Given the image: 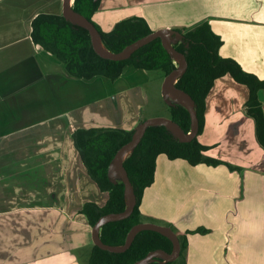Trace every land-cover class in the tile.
Here are the masks:
<instances>
[{
	"label": "crops",
	"instance_id": "crops-1",
	"mask_svg": "<svg viewBox=\"0 0 264 264\" xmlns=\"http://www.w3.org/2000/svg\"><path fill=\"white\" fill-rule=\"evenodd\" d=\"M40 11L63 12V0H0V264H89L93 226L80 209L88 200L104 204L108 192L88 173L72 134L77 127H132L148 70L128 65L115 80L71 74L32 39ZM134 15L153 31L208 20L222 38L220 53L264 79V0H102L93 19L110 30ZM164 78L157 83L162 102L171 101L163 95ZM249 96V86L231 74L218 77L199 138L207 155L225 163L170 159L169 169L185 172L166 182L157 163L156 180L145 190L144 221L170 211L161 195L180 188L172 223L183 234L205 227L188 234L189 264H264V145L247 110ZM259 96L264 109V87ZM188 170L196 177L188 178Z\"/></svg>",
	"mask_w": 264,
	"mask_h": 264
},
{
	"label": "trees",
	"instance_id": "trees-1",
	"mask_svg": "<svg viewBox=\"0 0 264 264\" xmlns=\"http://www.w3.org/2000/svg\"><path fill=\"white\" fill-rule=\"evenodd\" d=\"M101 1L74 0L73 7L95 24L109 50L119 52L153 32L148 20L140 15L123 18L117 21L112 29L104 30L93 19V15L100 8ZM174 29L182 33L183 38H174L172 43L185 54L188 61L186 71L178 77L175 84L195 99L199 131L193 139L185 141L166 124L156 123L147 127L139 144L124 160L136 196L134 210L125 218L111 219L101 226L100 237L107 244L124 245L131 228L144 221L141 202L145 190L156 180L158 157L161 154H166L170 159H186L193 165L203 162L213 165L225 163L220 158L207 155L206 151L209 147L199 138L205 125L207 96L218 77L231 74L237 81L249 86L247 110L256 121L257 136L264 145V109L259 96L260 89L264 87V79L246 71L234 58L225 57L220 53L222 38L212 29L208 20L190 29L185 30L183 27ZM31 36L36 43L41 44L44 50L61 59L71 74L80 78L104 75L115 80L125 72L128 65L144 70H161L166 76L179 66V62L164 46L160 36L136 49L128 58L115 60L104 57L96 51L89 28L68 18L63 12H38L32 19ZM163 106L164 114L158 115L172 118L185 132L191 131L192 116L184 104L165 100ZM146 118L142 117L139 124ZM138 125L133 128L77 127L73 131L75 146L88 173L102 191L108 192V198L104 204L88 200L80 209L92 226L104 214L121 212L127 208L126 184L120 176L113 180L109 168L114 164L118 150L133 139ZM202 227L187 230L183 234L171 226L180 239L179 256L169 260L158 257L157 260L147 264H189L188 234L205 232V227ZM174 247V241L169 235L159 230L146 228L136 233L125 250H110L95 243L89 264H135L151 251L164 249L172 252Z\"/></svg>",
	"mask_w": 264,
	"mask_h": 264
},
{
	"label": "water",
	"instance_id": "water-1",
	"mask_svg": "<svg viewBox=\"0 0 264 264\" xmlns=\"http://www.w3.org/2000/svg\"><path fill=\"white\" fill-rule=\"evenodd\" d=\"M73 3H74V0H73V2H71V0H63V13L68 18H71V19L75 20L76 22L81 23L84 26L89 28V30L91 32L92 40H93V45H94L96 51L99 54H101L102 56L107 57V58H111V59H115V60H121V59L128 58L136 49H138L142 45L148 43L149 41L153 40L154 38L160 36L163 40L164 46L168 49V51L172 55H174L175 59L177 61H179V59L176 57H179L181 59L179 66L165 76L163 84H162V91H163L164 98H166V99H170V96H169L170 91L180 92L187 97V103L184 105L189 109L191 116H192L191 131L185 132L179 123H177L172 118L164 116V115H156V116L147 117L144 121H142L138 125L136 134L134 135L133 139L129 143L125 144L124 146H122L118 150V152L116 153V156H115L114 164H112L109 168V173H110V176L112 177L113 180H116V175L118 174L126 184L127 203H128L127 208L121 212L104 214L103 216L100 217V219L97 221V223L93 226V239H94L95 243L98 244L99 246H101L102 248H106V249H110V250H125L127 247H129V245L133 241L136 233L142 229L151 228V229L159 230V231L169 235L173 239L174 245H175L174 250L172 252H168L164 249H158V250L151 251L145 257L138 260L135 264H147L151 261L157 260L158 257H163V258L168 259V260L169 259H175L180 254L181 243H180V239H179L177 232L175 230H173V228H171V226H169V225H161V224L154 223L152 221L139 222L131 228V230L128 234V237H127V241L124 245H111V244H107L104 241H102V239L100 237V228L108 220L125 218V217L129 216L134 210V207L136 204V196H135L133 183H132L130 176H129V173H128L125 165H124V160L126 158H123V153L129 147L134 149L139 144V142L141 141V138L143 137V135H144V133H145V131L149 125L156 124V123H162V124H166L168 127H170L169 124H171L173 127H175L179 131V133H177L171 127L170 128L182 140H185V141L193 139L199 131V117H198V112L196 109L195 99L188 92L180 89L175 84L177 82L178 77L186 71L187 66H188V61L186 59L185 54L182 53L181 51H179L173 45V43L170 41V39L172 41L174 38L182 39L183 34L180 33L179 31L175 30L174 28H171V27L160 28V29L154 30L150 34L140 38L139 40L133 42L131 45L127 46L123 50H121L119 52H113V51L109 50L107 47L103 48V47L99 46L98 38L101 35L99 34L97 27L85 15L76 11L73 7ZM175 77H177V79L175 80V82H172L173 78H175ZM175 101H177V100H175Z\"/></svg>",
	"mask_w": 264,
	"mask_h": 264
},
{
	"label": "rangeland",
	"instance_id": "rangeland-1",
	"mask_svg": "<svg viewBox=\"0 0 264 264\" xmlns=\"http://www.w3.org/2000/svg\"><path fill=\"white\" fill-rule=\"evenodd\" d=\"M54 4H57V3H54ZM58 5H59V3H58ZM170 41L172 42L171 39H170ZM178 62L180 64L181 59H179ZM147 72H148V73H146L147 82L144 83V91H143V94H144L143 99L144 100H141V99L137 100L138 103H142L141 110L137 111V107H136L137 112H135V115L133 114V117L131 116V118H135V119L131 123L130 126H132V127H130V128L136 127V125L139 124V122L141 121L142 117H151V116H156L158 114H164V110H163L164 109V106H163L164 102H162V100H161L162 95L159 93V91H157V87H158L157 83H158L159 78L162 77L163 72L161 70H148ZM150 77L153 78L152 81L149 80ZM127 116H129V115H127ZM128 118L129 119H126L125 121H131L130 117H128ZM114 120H115V118L110 117V123H112ZM124 123H127V122H124ZM118 127H122V126H118ZM1 157L5 158V156H1ZM14 157L17 158L16 155H14ZM19 157L21 158L22 156L19 155ZM17 159H19V158H17ZM167 160H170V158L166 154H161L159 156V159H158V166H160L162 181L166 182L169 178V175L174 179V181H180L181 179H183V173L185 171L182 168H179L177 165H175L173 169H169V167H167V165H166ZM118 176L119 175L117 174L116 177L118 178ZM186 176L188 178L196 177V175L193 172H190L189 170L187 171ZM14 185L16 186V183ZM37 185L38 184L35 182H32V181L30 182V186H32L36 189H39V186H37ZM5 192L7 193L6 190H5ZM18 192H19V189H18ZM15 193H17V191H15ZM183 195H184V193H183ZM183 195H182L180 188H170L169 190H166L165 192L162 193L161 196H162L164 201L171 204V210L163 212V214H165V215L155 216V217L154 216H146L145 219H151L152 222L157 223V224H161V225H171L177 230V225L175 223H172V221L170 219V215H172V214L174 215L175 213H177V211L175 210V207L177 208L178 204L181 202V200H183ZM4 203L0 202V205L4 204ZM164 207H165V203L161 202V203H159V205L156 209L162 210V209H164Z\"/></svg>",
	"mask_w": 264,
	"mask_h": 264
},
{
	"label": "bare ground",
	"instance_id": "bare-ground-1",
	"mask_svg": "<svg viewBox=\"0 0 264 264\" xmlns=\"http://www.w3.org/2000/svg\"><path fill=\"white\" fill-rule=\"evenodd\" d=\"M71 2H73V0H71ZM98 43H99V46L101 47H106V45L104 44L101 36H99L98 38ZM178 59H180L179 57H176ZM177 79V77L173 78L172 82H175V80ZM169 96H170V99L171 100H177L178 102H181L182 104H186L187 103V97L185 95H183L182 93L180 92H177V91H170L169 93ZM169 126L175 130L177 133H179V131L173 127L171 124H169ZM132 148L129 147L124 153H123V158H127V156H129L131 153H132ZM130 198V197H129Z\"/></svg>",
	"mask_w": 264,
	"mask_h": 264
}]
</instances>
